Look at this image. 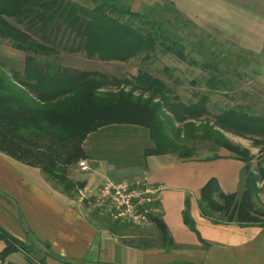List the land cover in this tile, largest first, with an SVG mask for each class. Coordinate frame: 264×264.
<instances>
[{
	"label": "trees",
	"instance_id": "obj_1",
	"mask_svg": "<svg viewBox=\"0 0 264 264\" xmlns=\"http://www.w3.org/2000/svg\"><path fill=\"white\" fill-rule=\"evenodd\" d=\"M177 25H189L177 9L165 2L132 10L131 0H0V38L23 53L19 68L6 69L0 61V151L38 166L54 186L78 192L68 166L86 157L87 135L98 128L126 123L148 130L153 146L145 154L166 151L191 156V138L207 139L243 161L241 190L226 192L210 177L200 188L197 204L214 222L264 224V205L255 198L264 191V114L236 103L211 112L208 93L225 86L228 78L216 62L189 56ZM71 51L86 58L147 62L157 53L200 64L208 70L206 93L182 100L163 79L139 66L133 75L118 77L98 70L70 69L61 63V36ZM74 45V46H73ZM207 67V68H205ZM192 82H195L192 80ZM223 131L250 137L261 145V160L252 166L249 149L228 139ZM214 154L213 157H217ZM185 199L184 221L189 215ZM166 237L159 213L151 216ZM0 259L25 245L3 230Z\"/></svg>",
	"mask_w": 264,
	"mask_h": 264
},
{
	"label": "crops",
	"instance_id": "obj_2",
	"mask_svg": "<svg viewBox=\"0 0 264 264\" xmlns=\"http://www.w3.org/2000/svg\"><path fill=\"white\" fill-rule=\"evenodd\" d=\"M165 2L194 30L209 28L218 40L253 53L260 60L258 81L264 83V0H132L131 8ZM175 83L168 85L176 90ZM119 124L126 123L102 126L87 137ZM144 131V145L131 159L104 164L96 152L84 148L89 168L73 164L67 173L76 184L84 183L78 191L89 196L105 178L145 173L151 183L164 184L157 202L166 237L151 217L138 225L115 221L79 192L54 186L38 166L0 151V231L26 247L11 251L0 264H264V224L214 222L197 204L199 188L210 177L226 192L241 186L243 161L222 147L217 157L198 147L186 157L173 151L145 154L154 143ZM187 196L191 224L183 218ZM4 246L0 238V251Z\"/></svg>",
	"mask_w": 264,
	"mask_h": 264
},
{
	"label": "rangeland",
	"instance_id": "obj_3",
	"mask_svg": "<svg viewBox=\"0 0 264 264\" xmlns=\"http://www.w3.org/2000/svg\"><path fill=\"white\" fill-rule=\"evenodd\" d=\"M177 26L178 31L182 34V40L186 44L187 54L202 63L216 62L223 72L218 76L228 78L225 86H220L217 91L207 92L209 110L217 112L222 107L239 102L249 105L250 110L255 113L264 114V83L258 81L260 77L258 75L260 71L259 58L239 45L218 40L209 28H203L198 32L190 25ZM70 46H72L70 40L66 34H63L59 54L61 63L70 69L98 70L109 75L123 77L135 74L141 65L147 67L152 74L168 84L173 85L176 82L174 87L177 89L175 91L184 101L189 98L196 100L198 93L202 94L207 91L205 85V79L208 76L207 69H202L200 64L180 61L168 53H157L147 62H141L138 58L127 62L102 61L97 58H86L81 51H71ZM22 59V52L14 49L6 39L0 38V61L6 69L19 68ZM192 80L195 82L193 83ZM144 130V127L127 124L105 127L93 133L91 137H86L83 145L85 149L91 148L93 152H96L104 164L121 163L135 156L139 148L144 145V139L142 140V136H140V132H145ZM223 133L232 142L249 149L252 154V166L255 168L257 161L261 160L262 154L259 149L261 145L254 144L250 137L228 131H223ZM191 140H194L195 144L190 143L194 149L198 147L210 153H216L220 149L219 146L207 139L190 138L188 142ZM107 150L110 151L107 152ZM75 166L77 167V164ZM239 185L240 183L237 184L234 191L240 192L241 186ZM78 194L82 196L81 192ZM83 194L89 196L85 192ZM255 202L257 206L264 205V191L258 194Z\"/></svg>",
	"mask_w": 264,
	"mask_h": 264
},
{
	"label": "built area",
	"instance_id": "obj_4",
	"mask_svg": "<svg viewBox=\"0 0 264 264\" xmlns=\"http://www.w3.org/2000/svg\"><path fill=\"white\" fill-rule=\"evenodd\" d=\"M76 164L81 170L89 168L85 158ZM164 188V184L151 183L147 174L142 173L117 180L105 178L93 196L82 197L90 206L105 210L111 219L138 225L160 213L157 194Z\"/></svg>",
	"mask_w": 264,
	"mask_h": 264
}]
</instances>
